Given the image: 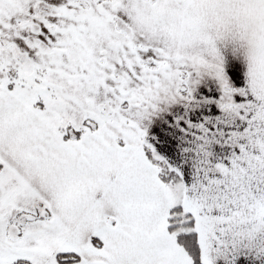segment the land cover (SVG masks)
Instances as JSON below:
<instances>
[{
  "label": "snow or ice",
  "instance_id": "6c2138e0",
  "mask_svg": "<svg viewBox=\"0 0 264 264\" xmlns=\"http://www.w3.org/2000/svg\"><path fill=\"white\" fill-rule=\"evenodd\" d=\"M0 264H264V0H0Z\"/></svg>",
  "mask_w": 264,
  "mask_h": 264
}]
</instances>
